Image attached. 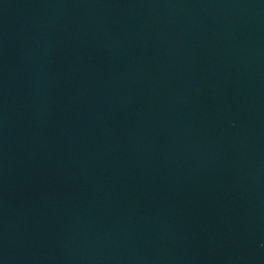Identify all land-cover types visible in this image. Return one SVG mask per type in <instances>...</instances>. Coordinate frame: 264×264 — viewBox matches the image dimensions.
Instances as JSON below:
<instances>
[{
    "label": "water",
    "instance_id": "1",
    "mask_svg": "<svg viewBox=\"0 0 264 264\" xmlns=\"http://www.w3.org/2000/svg\"><path fill=\"white\" fill-rule=\"evenodd\" d=\"M0 264H264V0H0Z\"/></svg>",
    "mask_w": 264,
    "mask_h": 264
}]
</instances>
